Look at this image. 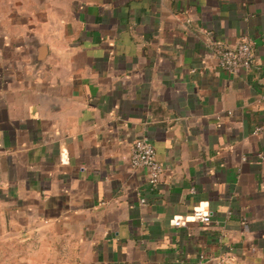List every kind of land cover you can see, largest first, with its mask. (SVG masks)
I'll return each instance as SVG.
<instances>
[{
	"label": "crops",
	"instance_id": "obj_1",
	"mask_svg": "<svg viewBox=\"0 0 264 264\" xmlns=\"http://www.w3.org/2000/svg\"><path fill=\"white\" fill-rule=\"evenodd\" d=\"M243 37L251 69H221L212 44ZM258 126L264 0H0V211L53 264H264Z\"/></svg>",
	"mask_w": 264,
	"mask_h": 264
},
{
	"label": "built area",
	"instance_id": "obj_2",
	"mask_svg": "<svg viewBox=\"0 0 264 264\" xmlns=\"http://www.w3.org/2000/svg\"><path fill=\"white\" fill-rule=\"evenodd\" d=\"M254 49L255 42L249 37H243L235 45H226L221 42L212 44V52L218 66L229 73H236L242 69H251ZM263 130L264 126H258L255 132L260 133ZM131 162L135 167H144L148 170V178L152 186H157L162 181L164 164L157 158L156 147L150 138L143 136L133 142ZM193 216L195 220L207 223L212 220L213 214L209 210L196 209ZM182 223L180 220L175 221L176 226ZM199 259L201 264L210 260H216L217 264H225L229 257L220 256L215 258L212 255L201 254Z\"/></svg>",
	"mask_w": 264,
	"mask_h": 264
},
{
	"label": "rangeland",
	"instance_id": "obj_3",
	"mask_svg": "<svg viewBox=\"0 0 264 264\" xmlns=\"http://www.w3.org/2000/svg\"><path fill=\"white\" fill-rule=\"evenodd\" d=\"M4 214L0 211V264H53L64 255L54 248L50 234L21 229L19 218L7 220Z\"/></svg>",
	"mask_w": 264,
	"mask_h": 264
}]
</instances>
